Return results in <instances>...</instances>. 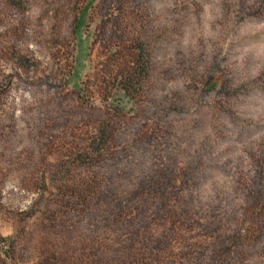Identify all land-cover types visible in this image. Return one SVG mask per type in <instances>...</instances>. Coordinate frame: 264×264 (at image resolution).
I'll return each instance as SVG.
<instances>
[{"label":"rangeland","instance_id":"1","mask_svg":"<svg viewBox=\"0 0 264 264\" xmlns=\"http://www.w3.org/2000/svg\"><path fill=\"white\" fill-rule=\"evenodd\" d=\"M0 264H264V0H0Z\"/></svg>","mask_w":264,"mask_h":264},{"label":"trees","instance_id":"2","mask_svg":"<svg viewBox=\"0 0 264 264\" xmlns=\"http://www.w3.org/2000/svg\"><path fill=\"white\" fill-rule=\"evenodd\" d=\"M133 77H131V73H128L127 77L125 78V80H129L130 82H132Z\"/></svg>","mask_w":264,"mask_h":264}]
</instances>
